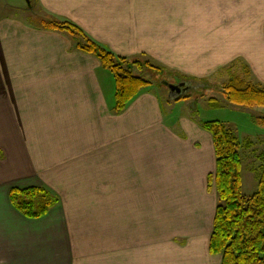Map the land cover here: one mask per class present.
Returning <instances> with one entry per match:
<instances>
[{
    "label": "crops",
    "instance_id": "crops-1",
    "mask_svg": "<svg viewBox=\"0 0 264 264\" xmlns=\"http://www.w3.org/2000/svg\"><path fill=\"white\" fill-rule=\"evenodd\" d=\"M36 1L176 79L224 84L247 66L264 85V0ZM106 70L66 33L0 15V264H220L212 134L153 88L116 113ZM31 186L60 197L39 219L10 200Z\"/></svg>",
    "mask_w": 264,
    "mask_h": 264
},
{
    "label": "trees",
    "instance_id": "trees-1",
    "mask_svg": "<svg viewBox=\"0 0 264 264\" xmlns=\"http://www.w3.org/2000/svg\"><path fill=\"white\" fill-rule=\"evenodd\" d=\"M32 4L30 5V7ZM33 25L40 29L66 33L74 47L96 56L101 65L112 72L115 80L116 113L123 112L139 93L153 84V81L135 73V68L146 66L163 70L150 59H131L116 55L105 45L90 37L84 29L71 20L37 17ZM230 70L229 79L221 85L225 99L232 104L245 107L264 106V85L252 82L250 70L243 66L240 72ZM203 82L196 78L181 76L179 81ZM197 83V84H195ZM206 86L210 84L205 83ZM192 87V85H190ZM183 93L174 100L188 97ZM209 104L219 106L217 97H211ZM264 123V117H257ZM212 134L216 155V171L207 177L208 188L215 186L218 202L210 237V252L221 255L220 264H264V152L263 162L258 168V188L250 196L243 193L241 141L234 130L220 120L199 121ZM246 148L253 147L251 140H245ZM10 200L24 216L39 219L60 203V197L47 186L28 188L13 187Z\"/></svg>",
    "mask_w": 264,
    "mask_h": 264
},
{
    "label": "rangeland",
    "instance_id": "rangeland-1",
    "mask_svg": "<svg viewBox=\"0 0 264 264\" xmlns=\"http://www.w3.org/2000/svg\"><path fill=\"white\" fill-rule=\"evenodd\" d=\"M30 5L26 0H0V15L26 20L28 23L34 22L37 17H51L36 0H30ZM162 69L146 66L144 69L136 67L134 70L136 74L153 81L148 88L158 92L164 107L167 110L169 106L172 115L178 117L181 113H186L199 121L220 120L234 130L242 144L243 193L250 196L258 188V168L263 162L260 154L264 152V123L259 122L257 117H264V106L245 107L229 103L220 89L222 80L219 78L211 82L209 86L203 82L193 88L190 87L184 92L189 94L186 98L169 101L171 90L164 82L175 83L177 79L167 69ZM106 71L108 75L109 73L112 75L111 72ZM177 95V93L174 94V96ZM211 97H217L221 104L210 105ZM245 140H251L253 147L246 148L243 145ZM213 189L216 190L214 185Z\"/></svg>",
    "mask_w": 264,
    "mask_h": 264
},
{
    "label": "water",
    "instance_id": "water-1",
    "mask_svg": "<svg viewBox=\"0 0 264 264\" xmlns=\"http://www.w3.org/2000/svg\"><path fill=\"white\" fill-rule=\"evenodd\" d=\"M28 2V4L30 5V0H26ZM168 87L169 89L171 90V92H175L179 95L183 94L185 91L182 92V88L181 86L185 84V82H181V83H178V84H174V83H170L168 81H165L164 82ZM177 97V96H175Z\"/></svg>",
    "mask_w": 264,
    "mask_h": 264
}]
</instances>
